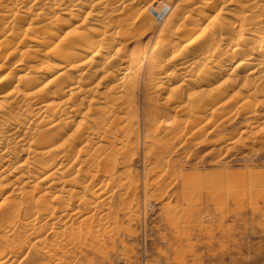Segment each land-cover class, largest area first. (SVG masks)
Here are the masks:
<instances>
[{
  "label": "bare ground",
  "instance_id": "6f19581e",
  "mask_svg": "<svg viewBox=\"0 0 264 264\" xmlns=\"http://www.w3.org/2000/svg\"><path fill=\"white\" fill-rule=\"evenodd\" d=\"M212 1L191 5L198 18L183 17L190 28L178 41H187L201 27L205 12L215 13L210 6L219 0ZM220 2L209 20L220 37L208 38L202 50L185 46L181 55L169 56L171 44L162 41L155 51L128 57L122 46L128 33L113 28V15L137 4L146 16L147 7L156 6L157 0H0V38L6 35L0 39V52H7V58L18 56L10 67L0 66V264H36L46 257L43 264H64L73 249L109 236V225L119 211L126 219L129 210L133 213L129 200L137 198V183L122 182L124 178L117 186L113 175L116 151L123 153L134 143L125 134L136 127L131 103L136 94L149 96L151 88L165 93L166 86L179 83L165 101L180 104L186 96L182 88L193 90L224 79L216 95L200 101L189 98L181 106L190 119L216 112L219 103H228L230 93L239 95L241 105L252 106L264 98V17L256 16L258 9L264 13V4L253 1L247 14L224 20L230 4ZM236 3L233 6L240 1ZM156 8L162 20L171 11L162 2ZM59 15L69 16L73 23ZM24 42L28 45L23 47ZM223 50L227 52L221 54ZM35 55L49 61L41 67ZM201 61L210 65L202 66ZM147 106L141 120L151 128L156 118ZM159 125L164 128L162 122ZM178 126H170L169 134ZM149 133L145 139L156 140V132ZM153 154H148L150 161Z\"/></svg>",
  "mask_w": 264,
  "mask_h": 264
},
{
  "label": "rangeland",
  "instance_id": "374dc122",
  "mask_svg": "<svg viewBox=\"0 0 264 264\" xmlns=\"http://www.w3.org/2000/svg\"><path fill=\"white\" fill-rule=\"evenodd\" d=\"M89 1L99 0H86ZM157 1L158 4L162 2L171 7L164 20L160 9L156 8L158 4L147 7L146 16L141 15L142 8L137 4L113 15V28L119 27L128 33V37L122 41L124 55L129 57L133 53L155 51L166 42L172 48L169 56L181 55L185 46L202 50L208 38L220 37L217 28H213L209 21L218 12L219 1L230 4L222 17L228 20L232 15L240 14L241 17L242 13L247 14L248 6L253 1H262L261 4H264V0H239V6H233L238 0L214 1L210 7L216 10L215 13L205 12L206 21L192 33L190 40H187L189 43H185L176 39L190 28L182 22L183 17L191 15L196 20L198 15L192 11L191 5L203 4L207 0ZM262 10L258 9L260 14L256 11L260 19L264 17ZM59 17L68 24L73 23L69 16ZM90 21L87 18V22ZM80 31L84 32L85 27ZM5 37L2 35L0 39ZM13 42L16 45L19 40ZM21 45L24 47L28 43ZM226 52L223 50L221 54ZM6 56L7 52H0V66L4 64L10 67L18 58ZM35 56L41 67L49 61L42 55ZM202 62V66L210 65ZM202 66L198 65L199 69ZM198 67L194 71L195 75L192 73L194 77L199 71ZM233 68L232 64L228 71ZM223 81L219 79L214 85L191 88L193 90L182 88L186 96L180 104L165 101L179 83L166 86L165 93L151 88L149 96L144 97L141 92L130 98L131 103H134L135 116H132V120L136 121L137 128L134 126L125 135L126 139L132 138L134 143L125 153L116 151L118 165L115 163L113 177L117 186L124 178L127 179L122 182L126 180L132 181V185L138 184L134 187L138 192L137 198H131L137 199V202L129 200V203H134L133 213L129 210L130 215L127 213L129 218L126 219L125 212L119 211L123 216L119 213L115 215L117 219L109 225L113 229L109 236L103 235L100 238L103 241L99 240L101 242H89L93 247L87 242L81 250L73 249L64 264H264V101L261 102L264 98H259L261 101L252 106L241 105L239 95L230 93L225 99L229 100L225 106L220 107L219 103L215 107L216 112L199 114L197 118L191 119L182 109L189 98L200 101L216 95V89ZM148 104L156 118L150 123V126L153 124L151 128H146L147 124L143 125L142 121L143 111ZM177 106L178 110L174 109ZM161 122L164 128L159 125ZM173 124L179 128L176 133H171L174 135L172 137L168 131ZM157 126L160 127L157 129ZM148 132L150 136L151 132H156V140L145 139ZM104 145L113 148L109 144ZM149 153H154L153 161L149 160ZM152 169L160 170L154 173ZM115 192L113 205L117 210L118 187H115ZM169 217L171 220H168ZM52 239V236L48 238L49 244L53 242ZM47 260V257L40 258L36 264H43Z\"/></svg>",
  "mask_w": 264,
  "mask_h": 264
}]
</instances>
